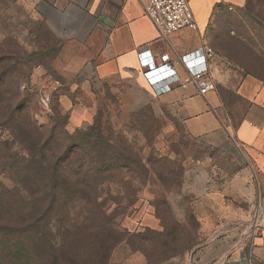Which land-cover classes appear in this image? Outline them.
I'll return each instance as SVG.
<instances>
[{"label":"rangeland","instance_id":"obj_1","mask_svg":"<svg viewBox=\"0 0 264 264\" xmlns=\"http://www.w3.org/2000/svg\"><path fill=\"white\" fill-rule=\"evenodd\" d=\"M220 18L216 58L264 79V27L250 14ZM79 53L33 17L30 0H0V264H201L222 233L245 249L224 264H249L254 213L236 217L231 204L232 216H216L222 195L208 200L206 184L183 183L191 163L214 152L137 103L144 91L135 77L106 80L92 69L91 94L72 93L92 118L72 123L59 95ZM55 126L59 136L80 130L93 139L66 176L48 177L35 128ZM40 220L44 235L33 229Z\"/></svg>","mask_w":264,"mask_h":264},{"label":"crops","instance_id":"obj_2","mask_svg":"<svg viewBox=\"0 0 264 264\" xmlns=\"http://www.w3.org/2000/svg\"><path fill=\"white\" fill-rule=\"evenodd\" d=\"M30 1L33 17L83 58L66 72L59 95V103L70 112L75 126L82 127L92 118L87 105L72 94L78 89L91 94L92 69L106 80L135 77L144 91L137 95V103L151 106L161 120L174 124L177 137L191 139L214 152L193 161L183 183L187 180L191 191L206 184L208 200L212 195H222L224 208L215 212L216 216H232L233 208L239 209L234 212L236 217L255 215L258 208L264 213V79L216 58L209 73L214 90L205 97L194 87L176 88L158 97L139 63L141 52L155 56L168 53L174 59L205 46L212 48L216 29L224 21L222 12L238 17L250 14L264 27V0H189L198 29L177 32L166 42L159 39L139 0ZM177 71L184 77L181 67ZM196 214L202 216L200 209ZM225 235L217 236L204 248L205 257H198V263L224 264L232 254L233 258L244 255V243L228 246ZM248 250L249 264H264V230L251 238Z\"/></svg>","mask_w":264,"mask_h":264},{"label":"built area","instance_id":"obj_3","mask_svg":"<svg viewBox=\"0 0 264 264\" xmlns=\"http://www.w3.org/2000/svg\"><path fill=\"white\" fill-rule=\"evenodd\" d=\"M139 2L163 42L182 30L198 29L189 0H139ZM216 57L215 51L205 46L195 53L174 59L168 53L155 56L151 52H141L139 63L145 80L156 96L161 97L176 88L185 90L194 87L200 96L205 97L214 90L209 73ZM177 67L183 69L184 77L179 75ZM57 85H60L59 82ZM251 230L252 238L264 230V213L261 208L255 213Z\"/></svg>","mask_w":264,"mask_h":264},{"label":"trees","instance_id":"obj_4","mask_svg":"<svg viewBox=\"0 0 264 264\" xmlns=\"http://www.w3.org/2000/svg\"><path fill=\"white\" fill-rule=\"evenodd\" d=\"M56 129V126L51 131H44L39 128H35L38 135L36 148L38 149L37 158L39 170L44 173V176H48V173L51 171L53 174L57 173L59 176H66L75 157L78 156L82 150H84L83 148L85 145L91 144L93 139L92 135L80 130H76L73 134L64 130L62 135L59 136L56 134ZM94 144L97 145V143ZM52 161H55L53 166H51ZM56 193L57 192H55V195ZM54 204L55 200H52L50 207H53ZM42 223H44V220L36 222L33 229H37L36 232H41L44 235L47 233L46 231L49 232V230L47 229V226L45 227ZM43 227L46 231L43 229L41 231V228ZM57 263L59 264L60 262L58 261Z\"/></svg>","mask_w":264,"mask_h":264}]
</instances>
